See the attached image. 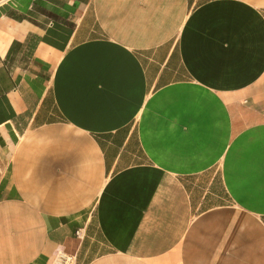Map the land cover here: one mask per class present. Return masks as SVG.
<instances>
[{"label":"crops","instance_id":"crops-1","mask_svg":"<svg viewBox=\"0 0 264 264\" xmlns=\"http://www.w3.org/2000/svg\"><path fill=\"white\" fill-rule=\"evenodd\" d=\"M60 253L264 264V0H0V264Z\"/></svg>","mask_w":264,"mask_h":264},{"label":"built area","instance_id":"built-area-1","mask_svg":"<svg viewBox=\"0 0 264 264\" xmlns=\"http://www.w3.org/2000/svg\"><path fill=\"white\" fill-rule=\"evenodd\" d=\"M78 235V232H76ZM57 258L59 259L58 264H71L73 263V258L72 256H68L66 254L60 253L57 255Z\"/></svg>","mask_w":264,"mask_h":264},{"label":"bare ground","instance_id":"bare-ground-1","mask_svg":"<svg viewBox=\"0 0 264 264\" xmlns=\"http://www.w3.org/2000/svg\"><path fill=\"white\" fill-rule=\"evenodd\" d=\"M59 263V259L56 258V261H55V264H58ZM72 264V263H71Z\"/></svg>","mask_w":264,"mask_h":264}]
</instances>
